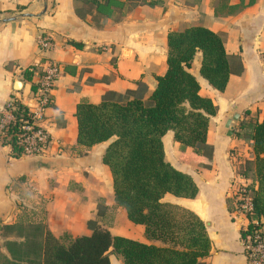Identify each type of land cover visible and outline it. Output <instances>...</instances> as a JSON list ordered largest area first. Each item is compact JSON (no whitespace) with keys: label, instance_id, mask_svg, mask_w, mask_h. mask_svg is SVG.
I'll use <instances>...</instances> for the list:
<instances>
[{"label":"crops","instance_id":"obj_1","mask_svg":"<svg viewBox=\"0 0 264 264\" xmlns=\"http://www.w3.org/2000/svg\"><path fill=\"white\" fill-rule=\"evenodd\" d=\"M118 1L105 14L89 0H0V109L15 80L23 81L24 93L33 87L37 70L25 80V69L45 58L61 64L43 122L50 132L48 148L38 155L13 157L11 147L0 143V228L42 221L65 242L90 234L87 222L96 220L113 235L149 242L144 226L131 222L114 201L111 170L102 161L110 140L78 145L74 113L82 100L96 103L107 91L123 93L139 84L148 97L156 76L167 68V34L201 25L223 35L227 53L241 57L243 70L230 75L219 91L201 76V52L195 53L190 71L199 92L217 106L206 137L211 165L181 159V153L189 154L192 148H183L173 131H166L165 158L189 174L198 191L193 198L166 193L163 200L204 221L211 248L201 264H247L227 193L242 181L235 162L254 156L252 141L241 134L246 136L248 124L264 115V0H227L228 5L243 7L221 14L215 12L221 9L220 0ZM9 17L14 19L2 21ZM40 33L50 35V49L39 48ZM234 116L238 117L229 136L226 123Z\"/></svg>","mask_w":264,"mask_h":264},{"label":"trees","instance_id":"obj_2","mask_svg":"<svg viewBox=\"0 0 264 264\" xmlns=\"http://www.w3.org/2000/svg\"><path fill=\"white\" fill-rule=\"evenodd\" d=\"M89 1L105 14L119 3ZM227 2L220 0L221 9L215 12L233 13L243 7ZM224 43L221 33L201 25L171 31L167 34V68L156 76L148 97L144 98L145 90L139 84L123 93L107 91L96 103L82 100L76 105L77 144L90 147L110 140L102 161L111 170L114 201L131 222L144 226L149 242L113 235L96 220L87 222L90 234L65 242L42 221L16 222L0 228V264H112L110 253L119 255L123 264H201L211 248L204 221L191 210L163 200L166 193L193 198L198 188L189 174L165 158L162 136L171 130L183 148H192L189 154L182 152L181 159H193L202 167L211 165L206 137L217 106L199 92L190 67L200 51L201 76L223 91L229 76L243 70L241 57L227 53ZM33 70L39 68L25 69L23 78L30 80ZM16 126L10 129L17 131ZM248 129L245 137L252 141L254 156L245 161L239 174L252 180L254 215L264 218V115L261 121L249 123ZM14 140L11 155L20 157L22 146Z\"/></svg>","mask_w":264,"mask_h":264},{"label":"built area","instance_id":"obj_3","mask_svg":"<svg viewBox=\"0 0 264 264\" xmlns=\"http://www.w3.org/2000/svg\"><path fill=\"white\" fill-rule=\"evenodd\" d=\"M37 44L43 51L50 49V35L40 33ZM34 67L39 70L33 87H29L26 93L23 87L13 89L0 109V143L12 149V138L15 137V143L22 146V155L41 154L50 144V132L43 122L46 109L52 105L53 90L61 73L60 62L51 58L43 59ZM15 123L17 131L10 129ZM241 177L242 181L227 193L232 202L231 219L238 222L247 264H264V218L254 215L253 184L249 178Z\"/></svg>","mask_w":264,"mask_h":264},{"label":"water","instance_id":"obj_4","mask_svg":"<svg viewBox=\"0 0 264 264\" xmlns=\"http://www.w3.org/2000/svg\"><path fill=\"white\" fill-rule=\"evenodd\" d=\"M27 15H29V14H27ZM13 19H14V17L3 18L2 21L6 22V21L13 20ZM22 87H23V81L22 80H15L13 89L14 90H21ZM237 117L238 116L232 117L226 123V127H227V130H228L229 136L232 135V133H233L234 121L237 119Z\"/></svg>","mask_w":264,"mask_h":264},{"label":"rangeland","instance_id":"obj_5","mask_svg":"<svg viewBox=\"0 0 264 264\" xmlns=\"http://www.w3.org/2000/svg\"><path fill=\"white\" fill-rule=\"evenodd\" d=\"M244 133L241 134V136L245 138V136H243ZM245 158V157H244ZM245 159H243V157H241L240 161H236L235 162V166H236V170H237V173H239V170L241 171L243 169V167L245 166ZM109 257H110V260H111V263L112 264H121L120 261H121V257L117 254H113V253H110L109 254Z\"/></svg>","mask_w":264,"mask_h":264}]
</instances>
